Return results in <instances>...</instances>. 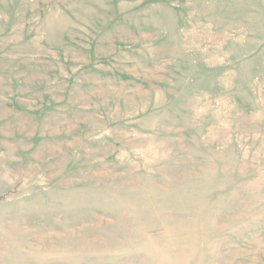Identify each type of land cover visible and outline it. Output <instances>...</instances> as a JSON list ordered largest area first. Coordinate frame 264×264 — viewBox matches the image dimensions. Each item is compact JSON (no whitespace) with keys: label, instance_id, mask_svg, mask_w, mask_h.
Segmentation results:
<instances>
[{"label":"rangeland","instance_id":"1","mask_svg":"<svg viewBox=\"0 0 264 264\" xmlns=\"http://www.w3.org/2000/svg\"><path fill=\"white\" fill-rule=\"evenodd\" d=\"M0 264H264V0H0Z\"/></svg>","mask_w":264,"mask_h":264}]
</instances>
